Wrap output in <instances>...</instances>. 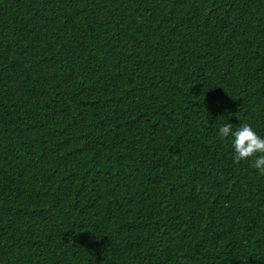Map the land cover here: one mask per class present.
Returning <instances> with one entry per match:
<instances>
[{
  "label": "trees",
  "instance_id": "16d2710c",
  "mask_svg": "<svg viewBox=\"0 0 264 264\" xmlns=\"http://www.w3.org/2000/svg\"><path fill=\"white\" fill-rule=\"evenodd\" d=\"M264 0H0V264H264Z\"/></svg>",
  "mask_w": 264,
  "mask_h": 264
},
{
  "label": "clouds",
  "instance_id": "9594fccd",
  "mask_svg": "<svg viewBox=\"0 0 264 264\" xmlns=\"http://www.w3.org/2000/svg\"><path fill=\"white\" fill-rule=\"evenodd\" d=\"M233 125L226 123L219 127L218 134L221 138L232 137L233 163L239 164L240 161L257 156L253 167L264 175V137L257 134L249 124H243L232 130Z\"/></svg>",
  "mask_w": 264,
  "mask_h": 264
}]
</instances>
